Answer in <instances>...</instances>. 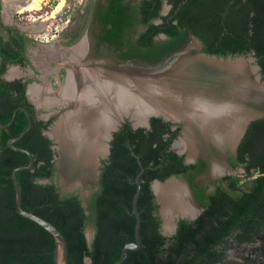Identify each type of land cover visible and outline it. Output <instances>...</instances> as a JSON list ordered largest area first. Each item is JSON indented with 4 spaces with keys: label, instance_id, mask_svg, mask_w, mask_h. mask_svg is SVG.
Returning <instances> with one entry per match:
<instances>
[{
    "label": "trees",
    "instance_id": "1",
    "mask_svg": "<svg viewBox=\"0 0 264 264\" xmlns=\"http://www.w3.org/2000/svg\"><path fill=\"white\" fill-rule=\"evenodd\" d=\"M228 0H188L176 13L178 24L164 22L162 31L171 36L169 49L178 43V29L188 27L201 40L203 51L221 56L254 51L264 78V0H234L221 24V11ZM178 4V0H173ZM18 14L21 22L47 15L53 6ZM23 46L13 49L9 43L0 48V73L5 62L22 63ZM2 59V60H1ZM27 81H8L0 77V264H54V237L42 226L19 214L15 207V193L11 170L29 163L28 154L10 148L7 141L18 136L28 126L26 113H31V128L13 143L33 155L29 169L16 172L21 189L22 208L54 224L68 243L69 264H112L123 245L134 240L132 197L140 176L137 208L140 213L141 247L129 250L122 264H212L224 256L231 243L253 240L264 228V116L248 125L238 147L240 161L248 151L245 180L228 177L226 187H217L205 194L195 192L196 200L205 208L195 219L180 218L175 232L166 236L159 229L157 204L149 187L152 178L165 179L170 174L186 173L182 156L168 150L179 127L160 117H151V128L132 129L128 122L114 132L108 163L101 172L100 188L88 198L84 207L74 192L64 193L53 183L55 172L51 140L42 133L49 121L36 119L27 101ZM14 114V118L12 116ZM12 119V120H11ZM9 123V124H8ZM168 133L165 138L164 134ZM133 153V154H132ZM137 156V158H136ZM256 168L254 173L250 172ZM196 190V189H195ZM91 227V241L87 242L86 227ZM86 258L89 262H86Z\"/></svg>",
    "mask_w": 264,
    "mask_h": 264
},
{
    "label": "water",
    "instance_id": "2",
    "mask_svg": "<svg viewBox=\"0 0 264 264\" xmlns=\"http://www.w3.org/2000/svg\"><path fill=\"white\" fill-rule=\"evenodd\" d=\"M233 1L228 0L221 11L223 28L224 18ZM201 44L190 33L184 45L156 63L130 61L115 62L106 66L98 65L99 67L91 66L90 72L101 71L102 73L97 75H102L105 79L110 78L116 83L121 82L128 93L139 91L141 86L143 89L146 88L151 98L146 105L145 103L142 105L141 102V108L146 110L141 115L136 114L131 106L128 109L127 106L124 109L118 106L117 108L120 109L116 112L111 111L114 107L111 106L107 108L108 111L101 114L107 119L106 122L103 121L102 125L97 127V123L93 120L95 117L91 118L88 110L79 105V100L83 96L73 94L74 91L67 94L63 92L64 89L75 86V83L79 90L84 83L79 84L77 81L72 82L67 79L59 89L55 90L54 97L48 99L44 106L50 108L67 105L68 107L52 120L45 135L51 140V147L55 150L53 160L57 167V176L54 181L61 190L72 191L93 182L97 174L96 156L99 153L101 155L107 153L112 132L125 120H128L133 127H138L147 125L150 117H160L172 127L180 126L181 133L175 141L185 142L181 145L190 157L201 155L208 158L212 154L213 147L236 146L247 124L264 116V78L261 67L257 63L254 51L221 56L204 52ZM29 96L31 98V94ZM17 109L26 113L28 126L18 136L10 138L7 145L28 154L29 163L13 168L10 173L16 210L22 216L42 226L54 237V264H69L68 243L63 233L48 220L22 208L21 189L16 172L31 168L34 159L30 151L15 147L13 143L31 128L32 118L28 109L19 106L14 113ZM56 112L57 110L51 113ZM60 123L62 130L55 134L54 129ZM4 126L0 122V127ZM143 170L144 167L140 164L132 197V212L135 218L134 240L123 245L119 257L112 264H122L129 250H138L141 247V219L137 199L140 193L139 177ZM184 191L178 195L183 198L184 207L188 204L191 206L189 190L184 189ZM157 198L160 199L158 195ZM162 202L164 203V200ZM161 208L164 225L175 218L192 220L197 216V210L193 207L188 210L185 208L184 211L171 207L167 209L166 206ZM91 232V227L87 226L85 234L88 243L91 241ZM86 262H89L88 258ZM212 264H264V228L251 241L230 244L227 253Z\"/></svg>",
    "mask_w": 264,
    "mask_h": 264
},
{
    "label": "flooded vegetation",
    "instance_id": "3",
    "mask_svg": "<svg viewBox=\"0 0 264 264\" xmlns=\"http://www.w3.org/2000/svg\"><path fill=\"white\" fill-rule=\"evenodd\" d=\"M7 1L9 2V0ZM7 1L0 0V48H2L3 43H9L13 49H18L19 46L22 45V54L25 55L26 60L22 63L13 62L11 59L6 60L5 69L0 73V77L8 81L16 79L22 82L27 81L25 96L27 101L32 105L33 116L44 122L49 121L47 127L42 129L44 135L52 120L68 107L67 105H63L60 107H53L49 110H39L40 106L45 107V102L52 95H55V89H53V87L49 89L48 87L46 88V82L55 84L60 82L64 84L69 77L72 82H76L82 74V68H86L87 71H90L91 66H106L115 62L126 63L130 61L156 63L170 52L184 45L188 41L190 33L201 42L190 28L181 27L178 29L179 36L176 40L178 44L175 49L170 50L169 44L172 38L162 31V28L165 27L163 25L164 22L169 24L171 20V23L178 24L176 13L180 6L188 0H178L177 5L174 4L173 0H80L79 3L75 4L74 10L70 11L71 15L65 20L66 24L62 27V44L57 42L56 44H52L53 46H51L50 42L43 43L35 40L32 36L33 33L25 31V25L40 20L42 17H32L30 21L21 22L18 19V14L21 12L6 9L4 2ZM68 10V8L64 10V13ZM201 45L203 50V44ZM30 46H36L39 52L40 50L44 51V59H46L45 64L42 65L37 62V60H39L37 55H34V57L33 54L31 55L29 52ZM80 46H83V49L79 52L80 49L78 50V48ZM10 66H18L21 69H25V71L15 75L14 70L9 71ZM95 72L100 73V71H94L93 73ZM61 84L57 85V88H59ZM31 86L38 88L42 94L41 97L43 96L38 102V97H33L31 95V99L29 96L30 93L28 94V90ZM34 94L37 96L35 92ZM56 110L57 112L55 114L51 113ZM47 113L49 114L48 116ZM150 119L151 117L147 125L138 127L149 130L151 128ZM251 121L247 124L235 147L231 148L230 145L213 147L211 149L212 154L208 156V158L201 155L190 157L187 154L181 143L179 144L178 141H175L177 136L181 133V128L178 126L179 130L172 139L168 150L174 151L183 157V164L188 166L186 173L170 174L163 180L152 178L149 182L153 200L157 204L156 211H154L153 214H157L160 218L158 229L163 235H172L176 230L177 222L180 218H175L173 221L167 222L164 225L161 207L166 205L162 202L161 198H157L158 193L155 186L174 184L180 188L176 190L179 193L183 192L184 189L187 191L189 190L188 192L192 200L190 204L197 210L198 216L205 207L196 200V191H202L208 194L219 186L226 187L228 182H231V179L229 180L228 177L232 179L238 178L241 181L248 180L244 165L249 159V153L245 151L243 155L245 161H240L238 147ZM124 122H128L132 129L138 128L133 127L128 120H125L112 132L107 153L103 155L99 153L96 156L98 162L96 177L93 182L87 184L86 187L76 188L72 191H63L60 189V186L54 181V178L57 176V167L53 160L55 158V150H53L52 160L54 162L55 172L52 176V181L58 185L61 192H74L81 199L82 205L84 207L87 206L88 198L100 188L101 172L104 169V165L108 163L114 132L118 131L123 126ZM170 128L173 130L177 127H172L170 125ZM167 136L168 133H165L164 137L166 138ZM179 151H181V153ZM138 164L140 167L141 163L139 160ZM255 171V167L250 169L251 173ZM247 185L248 181L245 182L243 188H246ZM131 215L134 216L132 211L127 212L125 220H128ZM256 234L257 233L254 234L253 238ZM228 248L225 249V254Z\"/></svg>",
    "mask_w": 264,
    "mask_h": 264
},
{
    "label": "bare ground",
    "instance_id": "4",
    "mask_svg": "<svg viewBox=\"0 0 264 264\" xmlns=\"http://www.w3.org/2000/svg\"><path fill=\"white\" fill-rule=\"evenodd\" d=\"M41 1L42 0H9V2L8 1L4 2V6L6 7V9H12V10H17L19 12H24V11L38 9L40 7ZM62 4H63V0L60 1L56 9L60 8ZM82 49H83V46H80L78 48L79 52ZM81 71H82V74L79 76L78 79L76 78L77 79L76 81L79 84L84 83V86L80 87V89L78 90L76 83H75V86H70L64 89L63 92L64 94H67L68 92L74 91L73 94L75 95L78 94L79 97L83 96L79 100L80 101L79 105L81 106V108L88 110L89 114L91 115V118L93 116L95 117L93 118V120H94V123L95 122L97 123V127H100L103 121L106 122L107 119L102 117L101 114L105 111H108L107 108H110L111 106H114L113 108H111L112 109L111 111L113 112H116L117 110L120 109V108H117L118 106H122L123 109L126 106H127V109L130 108L131 106L134 112L140 115L146 111L145 109L141 108L142 105L144 103H145L144 105H146L149 102V98H151V95L148 93V90L146 88L143 89L141 86L139 91L128 93L124 89V86L122 85L121 82L117 81L116 83L114 82V80L110 78L105 79L102 75L100 76L97 75L98 74L97 72H95L94 74L93 72L87 71L86 68L85 69L82 68ZM100 73L102 72L100 71ZM69 79L71 78L69 77ZM37 95H40V94H37ZM32 96L37 97L34 94ZM53 97L54 96L52 95L50 98H53ZM141 102H142V105L140 106ZM98 104H99V107H98ZM94 109H98L100 112ZM60 128H62L61 123L55 127L54 133L56 134L58 133V131L62 130ZM181 144H185V142L182 140ZM178 188L179 187L174 184L155 186V189L159 197L162 200H164V203H166L167 209H170V207L175 210H182V211H184L185 208L187 210L191 209L192 207L189 204L188 206L184 207L183 198L180 195H178L181 193L176 191Z\"/></svg>",
    "mask_w": 264,
    "mask_h": 264
},
{
    "label": "rangeland",
    "instance_id": "5",
    "mask_svg": "<svg viewBox=\"0 0 264 264\" xmlns=\"http://www.w3.org/2000/svg\"><path fill=\"white\" fill-rule=\"evenodd\" d=\"M60 1L61 0H42L40 7L38 9L45 6L46 4L54 3L51 11L47 15L43 16L42 19L34 21L31 24L28 23L27 25L24 26V28L26 29L25 31H29V33H33L32 36L34 37L35 40H37L39 42H43V43H49L50 42L51 46H53L52 44H54V43L56 44L57 42H60L62 44V40H61V38H63V35H61L62 27L66 24L65 20L70 17V15H71L70 11L74 10L75 4L79 3L80 0H63V4L61 5V7L56 9V7L60 3ZM67 8L69 9L68 10L69 12L67 11L64 13V10H66ZM73 48H72V50H73ZM29 52L31 53V55L33 54V57H34V55L35 56L37 55V57L39 59V60H37V62L41 63L42 65L45 64L46 59H44L45 53L43 50H40V52H39V50L37 49L36 46H30ZM73 60H74V57H73ZM10 70H14L15 75H17L18 73H22V71L23 72L25 71V69H21L18 66H10L9 71ZM12 77H15V76H12ZM59 84H61V83L59 82V83L55 84V83L46 82V88L48 87V89H49L50 87H53V89L57 90V89H59V88H57L58 87L57 85H59ZM61 85H63V84H61ZM32 87H34V86H32ZM38 90L39 89L35 87L33 89L31 88L32 92L30 91L31 95L34 94L33 91H35L36 94H40V95H37V97H39V98H37V102L39 100H41V98L43 97V96L41 97L42 94H41L40 90L39 91ZM53 107L45 108V107L40 106L39 110H45V109L49 110V109H52ZM48 115L49 114L47 113V116Z\"/></svg>",
    "mask_w": 264,
    "mask_h": 264
},
{
    "label": "crops",
    "instance_id": "6",
    "mask_svg": "<svg viewBox=\"0 0 264 264\" xmlns=\"http://www.w3.org/2000/svg\"><path fill=\"white\" fill-rule=\"evenodd\" d=\"M31 88L33 89V87L31 86V87L29 88V90H28L29 92L31 91ZM49 99H50V98H49ZM179 144H180V143H179Z\"/></svg>",
    "mask_w": 264,
    "mask_h": 264
}]
</instances>
